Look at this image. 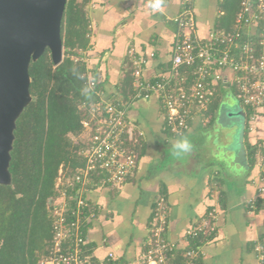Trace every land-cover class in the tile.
Listing matches in <instances>:
<instances>
[{"label":"crops","instance_id":"crops-1","mask_svg":"<svg viewBox=\"0 0 264 264\" xmlns=\"http://www.w3.org/2000/svg\"><path fill=\"white\" fill-rule=\"evenodd\" d=\"M239 1L232 16L225 0H193L196 36L206 40L213 29L231 30ZM153 2L89 0L86 6L88 45L81 58L101 98L127 103V122L142 133L135 145L137 164L126 180L117 187L92 186L85 194L95 208L85 231L87 247L97 260L112 253L116 264H137L162 198L165 236L175 243V257L190 246L186 230L214 209L215 232L200 244L196 264H256L253 247L264 240V107L247 115L249 109L235 98L229 71L211 106L194 116L182 135L166 128L156 94L133 99L129 50L144 60L143 79L155 80L169 73L177 35L173 18L181 0H161L158 10ZM227 93L240 107L238 117L220 110L219 103L230 105ZM184 137L193 147L179 153L173 144ZM250 198H255L253 211L246 204Z\"/></svg>","mask_w":264,"mask_h":264},{"label":"built area","instance_id":"built-area-1","mask_svg":"<svg viewBox=\"0 0 264 264\" xmlns=\"http://www.w3.org/2000/svg\"><path fill=\"white\" fill-rule=\"evenodd\" d=\"M181 4L180 13L173 18L177 35L167 75L154 81L143 79L144 60L129 50L132 98L146 99L156 94L166 128L175 135H182L193 117L207 110L219 84L228 81L226 71H229L235 98L243 108L250 110L252 117L254 111L264 107V0H240L233 28L213 29L206 40L196 36L193 0H181ZM87 84L94 96L80 105L86 114L81 120L80 134L84 142L81 150L84 164L73 176L79 188L75 196L68 197L74 199L73 207H69L64 190L60 191L59 199L50 200L52 244L48 255L38 264H116L112 253L103 260L90 254L80 228L82 221L94 216L91 209L87 215L83 214V209L92 206L85 194L92 186L117 187L126 180L137 164L135 145L142 133L128 124L127 103L103 100L100 88L94 90L97 82L89 78ZM61 176L62 173L58 177L59 184ZM246 204L253 211L255 198L248 199ZM68 209L74 219L65 216ZM216 221L217 213L211 209L186 230L190 247L183 252L180 264H196L200 244L214 234ZM166 223V208L160 198L155 204L146 248L137 257V264H171L175 258V243L165 236ZM253 249L256 264H264V240L256 242Z\"/></svg>","mask_w":264,"mask_h":264},{"label":"trees","instance_id":"trees-1","mask_svg":"<svg viewBox=\"0 0 264 264\" xmlns=\"http://www.w3.org/2000/svg\"><path fill=\"white\" fill-rule=\"evenodd\" d=\"M236 1L225 0L232 16ZM88 2H65L60 21L61 62L53 63L48 48L29 62L30 101L14 121L7 165L10 182L0 184V264H38L48 255L52 244L50 200L59 199L64 190L69 207H73L74 199L68 197L75 196L79 188L73 176L84 164L80 134L81 120L86 114L80 105L94 96L87 81L95 79L80 54L88 45ZM98 88L97 82L94 90ZM250 113L248 110L247 115ZM59 170L62 181L56 187ZM90 206L83 209L84 215L90 209L95 212L94 206ZM65 216L74 219L70 209ZM87 227L88 221H82L80 228L85 237ZM174 260L180 264L182 254Z\"/></svg>","mask_w":264,"mask_h":264},{"label":"water","instance_id":"water-1","mask_svg":"<svg viewBox=\"0 0 264 264\" xmlns=\"http://www.w3.org/2000/svg\"><path fill=\"white\" fill-rule=\"evenodd\" d=\"M66 0H0V184H8L14 121L30 101L28 65L48 48L62 60L60 21Z\"/></svg>","mask_w":264,"mask_h":264},{"label":"clouds","instance_id":"clouds-1","mask_svg":"<svg viewBox=\"0 0 264 264\" xmlns=\"http://www.w3.org/2000/svg\"><path fill=\"white\" fill-rule=\"evenodd\" d=\"M160 7H161V0H154V2L152 3L153 10H158L160 9ZM192 147L193 145L186 137L177 140L173 144V148L179 153L190 152L192 150Z\"/></svg>","mask_w":264,"mask_h":264},{"label":"rangeland","instance_id":"rangeland-1","mask_svg":"<svg viewBox=\"0 0 264 264\" xmlns=\"http://www.w3.org/2000/svg\"><path fill=\"white\" fill-rule=\"evenodd\" d=\"M81 54V53H80ZM76 59H78V58H75V61H76ZM227 94H230V95H227V97H226V101L227 102H229L230 103V105H228V103H219V107H220V110H224V112L226 113V114H228V113H230L231 115H232V113L234 114H238V112L240 111V107L239 106H237L236 105V103H235V101H234V99H233V96H232V94L231 93H227ZM235 103V104H234ZM234 104V105H233ZM236 114V115H237ZM239 116V114L237 115V117ZM58 174H61V170H59V172H58ZM59 177V176H58ZM57 177V179H56V184H59L58 182V180H59V178ZM4 179L3 178H0V182H2ZM56 184H55V186H56Z\"/></svg>","mask_w":264,"mask_h":264}]
</instances>
